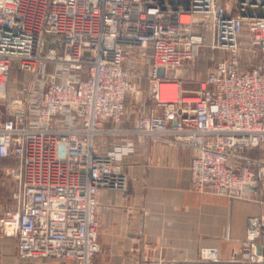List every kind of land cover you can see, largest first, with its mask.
Masks as SVG:
<instances>
[{"label":"built area","instance_id":"built-area-1","mask_svg":"<svg viewBox=\"0 0 264 264\" xmlns=\"http://www.w3.org/2000/svg\"><path fill=\"white\" fill-rule=\"evenodd\" d=\"M207 40L225 57L201 80L178 77ZM134 52L152 107L132 129L105 128L125 116ZM13 66L28 80L8 97ZM0 112V159L18 162L0 239L20 260L95 264L98 194L126 190L134 137L192 147L194 192L243 198L264 182V159L232 164L264 153V0H0ZM232 260L264 264L263 218L247 219Z\"/></svg>","mask_w":264,"mask_h":264},{"label":"crops","instance_id":"crops-1","mask_svg":"<svg viewBox=\"0 0 264 264\" xmlns=\"http://www.w3.org/2000/svg\"><path fill=\"white\" fill-rule=\"evenodd\" d=\"M14 69L6 94L14 97L28 80L16 81ZM3 114H0V122ZM135 122L105 124V128L132 129ZM112 137L100 140L111 142ZM135 153L121 164L126 190L102 189L96 219L100 252L95 264H250L232 258L245 238L249 217L264 219V182L245 190L243 198H229L190 188V164L195 151L164 138L134 137ZM232 160L236 170L245 159H264L255 150ZM241 157V158H240ZM14 159H0V213L11 207L16 190ZM215 249L218 262L200 261L201 249ZM16 255L13 239H0V264H30Z\"/></svg>","mask_w":264,"mask_h":264},{"label":"rangeland","instance_id":"rangeland-1","mask_svg":"<svg viewBox=\"0 0 264 264\" xmlns=\"http://www.w3.org/2000/svg\"><path fill=\"white\" fill-rule=\"evenodd\" d=\"M145 56L146 55L141 57L138 52H134L128 56L126 70L130 88L124 101L125 116L120 121L121 125L134 123L138 117L147 113L152 107V101L148 95L150 82L147 76V56ZM224 57L225 55L221 51L211 50L208 47L207 40L205 46L196 52L194 60L186 62L175 74L183 79H192L193 81L201 80L206 76L209 69H211L218 60ZM25 78V74L14 72V79H16V81H22L25 80ZM30 262V264H71L69 262L54 259L32 260Z\"/></svg>","mask_w":264,"mask_h":264},{"label":"water","instance_id":"water-1","mask_svg":"<svg viewBox=\"0 0 264 264\" xmlns=\"http://www.w3.org/2000/svg\"><path fill=\"white\" fill-rule=\"evenodd\" d=\"M164 71L162 69L159 70V76H163ZM173 125H175V123H173Z\"/></svg>","mask_w":264,"mask_h":264}]
</instances>
